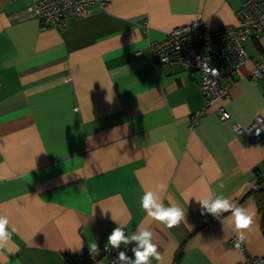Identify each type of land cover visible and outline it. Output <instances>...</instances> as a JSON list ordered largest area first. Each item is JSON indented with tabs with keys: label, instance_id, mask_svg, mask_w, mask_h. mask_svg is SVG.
I'll return each mask as SVG.
<instances>
[{
	"label": "crops",
	"instance_id": "crops-1",
	"mask_svg": "<svg viewBox=\"0 0 264 264\" xmlns=\"http://www.w3.org/2000/svg\"><path fill=\"white\" fill-rule=\"evenodd\" d=\"M244 1L110 0L59 32L26 12L31 0H0V214L14 229L0 264H107L85 252L110 245L117 222L133 231L141 221L157 246L151 264H176L178 254V264L238 263L229 214L201 213L196 198L209 192L255 207L242 242L264 256L263 214L246 197L256 169L264 174V135L232 126L264 118V77L249 75L264 39L246 41L250 60L223 80L232 120L214 105L194 127L200 72L158 64L149 50L198 16L212 31L236 27ZM158 183L186 222L168 227L140 206Z\"/></svg>",
	"mask_w": 264,
	"mask_h": 264
},
{
	"label": "built area",
	"instance_id": "built-area-1",
	"mask_svg": "<svg viewBox=\"0 0 264 264\" xmlns=\"http://www.w3.org/2000/svg\"><path fill=\"white\" fill-rule=\"evenodd\" d=\"M109 4L110 0H31L26 12L45 27L61 32L73 19L86 17L94 10L105 12ZM236 19V27L212 31L198 16L187 25L173 28L164 39L149 44L150 54L156 63H177L200 72V90L205 104L191 116V127L197 125L200 117L214 105L223 121L232 120L226 106L230 97V83L223 84V80L250 60L245 42L264 39V0H245L236 12ZM249 75L253 80L264 77V50L260 59L254 62ZM232 126L236 134L247 133L255 140L264 135V130L256 131L257 127L264 126L261 116H256L249 125L233 121ZM230 244L244 253V259L235 264H264V256L246 253L242 239L237 235H233ZM121 250L130 257L131 247L124 244L119 249L111 245L89 249L85 255L95 262L105 256L107 264H129L127 260L119 259Z\"/></svg>",
	"mask_w": 264,
	"mask_h": 264
},
{
	"label": "clouds",
	"instance_id": "clouds-1",
	"mask_svg": "<svg viewBox=\"0 0 264 264\" xmlns=\"http://www.w3.org/2000/svg\"><path fill=\"white\" fill-rule=\"evenodd\" d=\"M264 130V126L257 127L259 133ZM166 189V185L158 183L156 190L149 189L144 191L140 197V206L146 211L147 215L154 218L156 221L172 227L185 221L186 211L177 203L165 204L161 199V192ZM196 200L201 205V213H212L219 217L227 212L228 218L231 220L239 239H244L247 235L246 230L254 223L256 215L255 207L252 205H244L233 201L229 196L223 193L209 192L208 195ZM142 221L136 224L135 230L127 231L124 224L118 223L112 229L108 236V244L117 249L121 244L128 245L131 241H136L132 245L133 256L129 257L125 251H119V259L127 260L129 264H151V257L158 255L156 244L153 240V231L151 228L142 227ZM9 228V218L7 215L0 214V242L7 241L11 236ZM96 247L95 244L92 245Z\"/></svg>",
	"mask_w": 264,
	"mask_h": 264
},
{
	"label": "trees",
	"instance_id": "trees-1",
	"mask_svg": "<svg viewBox=\"0 0 264 264\" xmlns=\"http://www.w3.org/2000/svg\"><path fill=\"white\" fill-rule=\"evenodd\" d=\"M257 171V181L256 183L253 185V187L249 190V192L247 193L246 197H254L259 211L263 214V223H264V174L259 172L258 169H256ZM181 259L180 254L177 255L176 257V264L179 263Z\"/></svg>",
	"mask_w": 264,
	"mask_h": 264
}]
</instances>
